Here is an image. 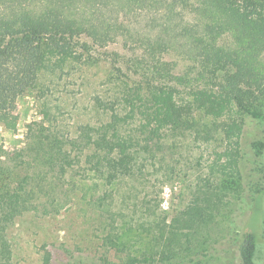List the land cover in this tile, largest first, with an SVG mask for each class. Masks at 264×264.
<instances>
[{
  "label": "trees",
  "instance_id": "obj_1",
  "mask_svg": "<svg viewBox=\"0 0 264 264\" xmlns=\"http://www.w3.org/2000/svg\"><path fill=\"white\" fill-rule=\"evenodd\" d=\"M99 49L111 64L103 77L93 70ZM76 83L106 119L73 134L60 120L57 94ZM28 101L39 118L25 125L20 146L8 150L0 138V264H18L10 229L19 217L59 214L84 177L96 179L95 191L102 184L90 203L103 206L113 187L137 182L147 161H157L164 140L194 135L210 142L224 131L237 137L240 154L243 118L264 126V0H0L4 134L17 131L18 105ZM254 149L262 155L263 144ZM127 191L133 200L139 194ZM195 214L185 228L201 220ZM170 234L133 250L126 232H110L102 260L197 264L199 252L170 263L192 252ZM259 236L264 220L243 228L236 264H264ZM58 256V249L45 250L43 264Z\"/></svg>",
  "mask_w": 264,
  "mask_h": 264
},
{
  "label": "rangeland",
  "instance_id": "obj_2",
  "mask_svg": "<svg viewBox=\"0 0 264 264\" xmlns=\"http://www.w3.org/2000/svg\"><path fill=\"white\" fill-rule=\"evenodd\" d=\"M102 52L99 49L94 54L97 64L93 66H100L93 69L98 77H103L106 66H111L109 60L100 58ZM82 91L76 83L57 94L63 103L60 120L73 134L86 122L97 128L106 119ZM17 112L16 132L4 134L0 127L2 146L8 150L20 146L25 125L39 118L30 101L24 107L18 105ZM243 119L240 154L237 137L224 131L210 142L194 140V135L169 138L157 149V161L153 157L147 161L143 176L137 182L113 187L103 206L90 203L91 196L98 198L103 191L102 184L95 191L96 179L84 177L72 194L73 202L59 214L38 217L29 213L19 217L10 229L17 263L43 264L45 250L58 249L62 256L55 257L51 264H104V238L110 232H126L133 250H143L152 237L161 233L165 242L174 232L179 243L192 252L186 260L179 257L170 263L187 262L199 252L203 256L197 264H236L234 249L243 228L264 220V126L248 117ZM260 143L262 155L254 149V144ZM129 187L139 191L134 200L127 193ZM125 192L128 200L122 203ZM194 212L201 220L191 229L185 228L184 221ZM258 241L264 250V238L259 236ZM108 257L118 260L114 251Z\"/></svg>",
  "mask_w": 264,
  "mask_h": 264
}]
</instances>
